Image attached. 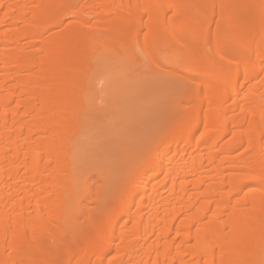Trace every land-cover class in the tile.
Instances as JSON below:
<instances>
[{
    "label": "bare ground",
    "instance_id": "bare-ground-1",
    "mask_svg": "<svg viewBox=\"0 0 264 264\" xmlns=\"http://www.w3.org/2000/svg\"><path fill=\"white\" fill-rule=\"evenodd\" d=\"M102 74L193 96L103 157ZM0 264H264V0H0Z\"/></svg>",
    "mask_w": 264,
    "mask_h": 264
},
{
    "label": "rangeland",
    "instance_id": "rangeland-1",
    "mask_svg": "<svg viewBox=\"0 0 264 264\" xmlns=\"http://www.w3.org/2000/svg\"><path fill=\"white\" fill-rule=\"evenodd\" d=\"M71 19L72 18L70 17L66 22ZM59 29H63V27H60ZM175 55L178 56L179 54H177L175 50L166 48L160 53L159 60H157L156 63L144 61L143 67L136 69L133 75L144 78L147 76L144 72L148 68H152L154 70V75L167 79L164 81H173L177 85L182 86L184 84L194 88L195 85L193 83L181 80V77L179 76H181L183 72L182 70L180 71L177 68H173L169 64L170 58ZM92 82L93 84L90 85V88L92 86V95L95 93L93 95V97L95 96L93 105L96 112H100V114L109 112L110 116H112V123L109 126H106L103 118L99 115L97 120L101 123L99 126H102L103 129L106 128L108 132L101 134L102 141H100L101 135L97 137L96 134L94 137H90L88 143H100L102 145L101 156L110 158L121 156L120 149L114 147L117 137H126V143H130L133 140V136H135L132 133L135 132L136 134V131L138 132L142 129L147 132L149 129L148 127L154 125H156L155 129H157V126L161 125V121L163 124L165 123V126L168 125L172 127V120L169 121L172 109L176 106H184L186 103L184 99L187 98L191 100L193 96V90L184 92L176 86L173 88L167 85L151 84L148 86L136 87L130 86L127 83L114 84L111 80H108L107 74H102L100 80H92ZM163 84L165 83L163 82ZM116 92H119V95H126V97L123 99L119 97L116 98V96H118ZM134 101H137L138 103L136 106H134ZM133 107L134 110L132 114H130ZM94 131H98V126H95L93 132ZM98 156H100V154H98ZM82 179L87 186V189L83 191L78 189L75 193V199L79 198L80 206V212L75 213L76 224L78 226L82 225L85 221L83 214L94 209L95 195L100 192V182L97 179L94 166L89 164L83 168ZM55 213H57V211L49 214L45 212L43 215L44 218L47 219L49 216H58ZM55 244L56 242L54 241L51 243V246L54 247ZM58 249H61V246H59ZM61 259H63V257ZM44 260L47 259L45 258Z\"/></svg>",
    "mask_w": 264,
    "mask_h": 264
}]
</instances>
